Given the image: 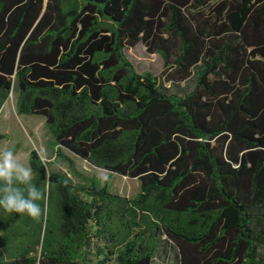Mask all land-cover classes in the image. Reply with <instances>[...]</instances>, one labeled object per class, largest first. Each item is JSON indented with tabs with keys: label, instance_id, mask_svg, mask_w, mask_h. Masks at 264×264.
<instances>
[{
	"label": "trees",
	"instance_id": "1",
	"mask_svg": "<svg viewBox=\"0 0 264 264\" xmlns=\"http://www.w3.org/2000/svg\"><path fill=\"white\" fill-rule=\"evenodd\" d=\"M139 44L177 90L137 71ZM13 92L71 176L31 150L51 191L39 219L0 209V264H154L166 243L178 264H264V0H0V112Z\"/></svg>",
	"mask_w": 264,
	"mask_h": 264
},
{
	"label": "rangeland",
	"instance_id": "2",
	"mask_svg": "<svg viewBox=\"0 0 264 264\" xmlns=\"http://www.w3.org/2000/svg\"><path fill=\"white\" fill-rule=\"evenodd\" d=\"M125 54L134 63L139 73L151 72L171 91L178 89L177 85L165 81L163 59L159 54L149 52L142 44L125 50ZM192 85V79L181 82L180 89L188 90ZM16 103L17 92H13L0 112V134L4 136L0 140V148H12L20 157L21 162L27 166H29L31 150H37L41 154L46 153L54 161L48 165L51 170L69 173L67 162L56 154V149L52 145L53 137L46 125L45 118L40 115H18ZM64 154L74 162L77 170L82 173L96 178L109 175L108 171L89 164L67 150H64ZM69 176H71L70 173ZM73 181H76V178H73ZM104 181L101 180L102 183ZM110 183L114 192L127 197H134L140 190V182L137 178L114 174ZM154 264H178L174 247L169 243L164 244L156 255Z\"/></svg>",
	"mask_w": 264,
	"mask_h": 264
},
{
	"label": "clouds",
	"instance_id": "3",
	"mask_svg": "<svg viewBox=\"0 0 264 264\" xmlns=\"http://www.w3.org/2000/svg\"><path fill=\"white\" fill-rule=\"evenodd\" d=\"M38 156L46 170L50 163H54L46 153H38ZM98 178L103 181L107 176ZM51 187L50 178L43 188L37 187L33 183L32 168L22 163L12 148H0V209L5 213L39 219L43 213L40 202L47 200Z\"/></svg>",
	"mask_w": 264,
	"mask_h": 264
}]
</instances>
